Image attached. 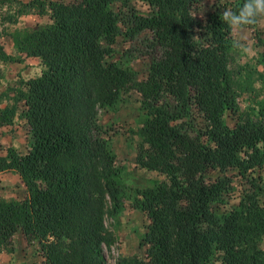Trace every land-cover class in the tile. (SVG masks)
Here are the masks:
<instances>
[{
  "label": "trees",
  "instance_id": "trees-1",
  "mask_svg": "<svg viewBox=\"0 0 264 264\" xmlns=\"http://www.w3.org/2000/svg\"><path fill=\"white\" fill-rule=\"evenodd\" d=\"M138 1L146 9L128 0H19L18 13L52 19L11 32L17 53L0 29L1 60L37 56L43 65L0 91V101L10 98L0 128L18 115L28 138L24 152L0 143V171L17 173L23 186L0 193V251L15 250L19 231L34 246L29 264H107L115 237L105 216L127 198L148 218L143 254L120 252L115 264H211L216 256L264 264V95L242 108L230 66L236 28H249L262 49L244 79L250 90L264 84L255 0ZM246 2L253 15L237 23ZM136 57L148 58L142 75L128 63ZM131 90L145 115L133 160L161 177L126 194L98 112Z\"/></svg>",
  "mask_w": 264,
  "mask_h": 264
},
{
  "label": "rangeland",
  "instance_id": "rangeland-1",
  "mask_svg": "<svg viewBox=\"0 0 264 264\" xmlns=\"http://www.w3.org/2000/svg\"><path fill=\"white\" fill-rule=\"evenodd\" d=\"M128 2H134L139 9H146V4H142L138 0H128ZM18 6L19 0H8L5 3L1 1L0 3L1 39L4 43L5 49L10 53L17 51V49L16 51L12 50L14 45L10 35L11 32H14L17 29L23 30L26 28L23 19L19 18L20 15H17L15 12ZM11 13H14L15 15L13 14V16L17 18L15 22L9 20ZM31 13L34 12H30V15L26 20L28 23L27 28L50 22L45 14H41L40 20L36 21ZM240 27L241 26H238V28H236L237 37H239L241 41L240 49L235 55L234 60H231L230 66L235 69L236 73L234 76L237 87V102L242 108H244L246 105L254 103L256 98H261L264 95V84L262 85L260 81L256 80L251 82V85L254 86L253 89L250 90L247 88L249 85L244 79L246 71L255 61V56L257 55L258 50L262 49V45L254 44L253 34L249 28L243 27L239 32ZM257 27L258 34L264 38V16L259 18ZM1 61L5 63L9 62L10 64L11 62H24V60ZM147 62V57H136L128 61L132 67L137 69L139 75L144 73ZM28 65L29 68L28 72L24 75L25 77L39 73L43 66L42 64L39 65L34 62H31ZM4 66L6 70L9 69L8 64H5ZM21 66L22 64H16L17 68H20ZM259 68H261V65H259ZM11 71H18L17 77L22 76L20 70L13 69L9 72ZM8 75L9 74L6 71L2 76V80L0 79V86L2 85L5 87L6 84L9 83L10 79ZM0 91H2L1 87ZM144 116L145 115L140 106V97L137 92L132 90L124 92L115 104L110 105L105 109L102 108L98 112L99 121L103 123L108 130L106 135L109 143L113 150L116 151L121 183L123 184L124 192L126 194H132L136 186L151 185L156 179L161 177L156 171L140 167L133 160L134 154L138 151L139 143L141 141V136L137 133V128L141 125ZM1 134L5 135L6 139H3V141L0 138V143H3L4 145L12 144L19 148L21 152L26 151L28 138L25 128L20 125L18 115L15 116L14 122L10 124L6 130H3ZM3 152L4 149L0 146V154ZM261 182L264 185V174ZM10 184V188H8L7 191L5 189L3 190V185H1L0 193L9 196L19 194L23 191V186L20 183L11 179ZM238 192L239 191H235L230 195V202L237 201ZM107 207H109V205ZM219 207L222 208L223 206L220 205ZM147 222L148 218L138 209L132 207L127 198H125V202L118 212H115L114 214L107 212L105 216V224L107 229L110 230L115 237L114 243L110 247L105 246L104 248L107 264H115V260L120 252L126 254H143V246H141L140 241L142 240V234L146 229ZM257 241L259 246L264 249V234L261 235ZM34 256L33 246L32 250L29 251L28 248L21 249L17 259H22L24 257L26 259V261L23 260L21 262L18 261L13 263L9 254L7 252H2L0 254V264H10V261L12 264H29L30 258H33ZM211 264H221L220 258L216 256Z\"/></svg>",
  "mask_w": 264,
  "mask_h": 264
},
{
  "label": "crops",
  "instance_id": "crops-1",
  "mask_svg": "<svg viewBox=\"0 0 264 264\" xmlns=\"http://www.w3.org/2000/svg\"><path fill=\"white\" fill-rule=\"evenodd\" d=\"M22 1H24V0H22ZM16 13H17V15H20L19 16V18H21V19H23V21H24V23L26 24L25 25V27H28V23L26 22V20H27V18H28V16L30 15V12L29 13H25V12H21V13H18V11H15ZM34 17H35V20L37 21V20H40V17H41V14H38V13H36V12H34V13H31ZM45 15H46V17L48 18V20L49 21H51V17L49 16V14L47 13H45ZM33 28V27H32ZM241 29H243V28H240L239 29V32H240V30ZM12 50L13 51H16V48H14V46L12 47ZM13 53H15V52H13ZM31 62H34V63H37V64H39V65H41V63H40V60H39V58L37 57V56H28L25 60H24V62H21V63H19V62H11V64L8 62V63H5V62H2L1 60H0V79L2 80V76L4 75V73L7 71L8 72V76H9V83H13V82H15V80L17 79V78H19V77H17V75H18V71L16 72V71H11V72H9L10 70H13V69H17V70H20V73L22 74V76L21 77H23V78H26L24 75L28 72V68H29V63H31ZM5 64H8L9 65V69L8 70H6L5 69ZM16 64H22V66L20 67V68H17L16 67ZM43 67V66H42ZM13 78H15V79H13ZM14 81H13V80ZM1 87V89L3 90L5 87H3L2 85L0 86ZM3 87V88H2ZM9 94H13V91L12 90H10L9 91ZM7 102H10V98H8V97H4L1 101H0V105H3V104H5V103H7ZM10 125V124H9ZM9 125H4V126H2L1 128H0V138H1V140H3V139H6L5 138V135H2L1 134V132L3 131V130H6L7 129V127L9 126ZM6 134V133H5ZM4 141V140H3ZM11 179L12 180H14L15 182H18V183H20V177H19V175L17 174V173H15V172H13V171H0V186L1 185H3V190L5 189L6 191L8 190V188H10V183H11ZM14 239H15V250L14 251H12V252H8V251H1L0 252V254L2 253V252H7L8 254H9V257L11 258V260H13V263L14 262H21V261H23V260H25L26 261V259H25V257L24 258H22V259H17V256L19 255V252L21 251V249L22 248H28V251L29 250H32V246L33 245H30V246H26L25 244H24V241H23V239H22V237H21V234H20V232L19 231H17V232H15V234H14ZM34 247V246H33ZM13 256V257H12ZM35 258H37V256L35 255L33 258L31 257L30 258V261H32L33 259H35ZM27 261H29V260H27ZM10 264H12L11 263V261H10Z\"/></svg>",
  "mask_w": 264,
  "mask_h": 264
},
{
  "label": "clouds",
  "instance_id": "clouds-1",
  "mask_svg": "<svg viewBox=\"0 0 264 264\" xmlns=\"http://www.w3.org/2000/svg\"><path fill=\"white\" fill-rule=\"evenodd\" d=\"M256 8L255 11L264 16V0H255ZM254 12L253 5L251 3L246 2L243 6V10L239 17H234V20L238 23L241 19V17L244 16L245 13H247L248 16H252ZM230 15V13H225L224 16L227 18ZM247 50V49H245Z\"/></svg>",
  "mask_w": 264,
  "mask_h": 264
}]
</instances>
